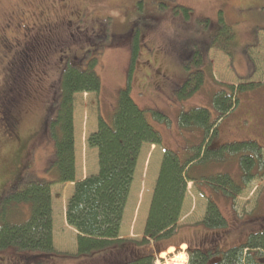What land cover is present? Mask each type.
<instances>
[{
	"label": "trees",
	"instance_id": "trees-1",
	"mask_svg": "<svg viewBox=\"0 0 264 264\" xmlns=\"http://www.w3.org/2000/svg\"><path fill=\"white\" fill-rule=\"evenodd\" d=\"M58 1L54 0L53 4L47 7L64 11L68 9L72 20L38 19L29 12L28 16L20 18L24 19V24L15 16L8 18L13 19L12 27L15 29L11 36L5 34L9 20L0 27V135L6 132V138L0 139V147H4L0 154V169L8 172L7 177L5 174L6 178L0 175V264H154L159 250L169 244L178 245L187 241L185 235L188 232L196 233L199 230H194L193 226H189L192 231L185 226H177L187 181L192 180L188 170L186 171L189 163L197 158L206 163L210 157L221 158L224 152L236 154L242 170L240 179L244 185L236 184L228 174L218 173L205 178L214 184L213 188H222L221 194L229 196L231 201L245 184L264 176V158L261 153L263 146L255 140L231 142L220 145L217 151L209 147L199 150L186 161H182L175 151L165 149L143 237H120L123 211L141 146L143 143L161 145L163 136L155 125V120L150 121L144 109L132 98L129 85L134 81L135 72L131 82L129 78L125 87L118 90L116 97L109 98L101 92L100 77L95 71L97 56H93L92 52L98 53L101 47L123 41L135 42L134 47L139 50L140 43L146 39L148 32L158 26L165 17L163 8L166 9V4L156 2L141 7L142 12L138 10L139 13L136 12L135 17L130 20V26L120 33H108L109 19H101L95 24L97 31L92 34L99 35L95 38L87 36L82 41L89 45L84 53L62 52L58 59H63L59 78L49 82L53 86L51 93H43L48 105L45 106V111H41L39 118L36 112L34 118L37 120L26 135L22 133L21 126L24 116L29 112L30 102L25 100L23 95L40 90L39 87L43 85V78L33 73L39 69V64L41 67L50 64V56L46 58L48 52H44L47 48L43 47L45 42L54 41L51 35L49 36L50 30L60 29L55 35L63 33L66 29L73 31L71 25L83 20L85 16L82 9L78 12V8H68L71 5L70 0L60 3ZM13 5L16 9H12L22 11V7ZM176 7L182 8L184 19L173 21L180 34L190 35L180 44L178 39H174L168 47L166 46L168 49L173 45L178 64L190 61L187 55L189 42L198 41L209 49L212 46L220 48L228 38L231 40L232 30L226 32L224 26L228 25L222 18L218 23L204 19L205 28L199 30V27L191 22V10L184 6L176 5L174 8ZM136 21H143L141 31L137 30V38L130 41L128 35L134 31ZM196 31L200 37L196 35ZM228 53L231 55L229 50ZM191 54L193 63L185 68L193 71L195 66H199L203 56L197 51ZM175 62V59L169 58L165 72L172 70L171 64ZM202 71L196 69L184 75L186 78L183 85L174 88L172 93L176 92L179 100L191 97L204 83ZM179 73H175V76L176 80L181 82L182 76ZM246 86L226 85L214 94L212 109L218 118L226 115L236 105L240 100L239 92L253 88L255 84ZM78 92H95L98 95L101 112L97 130L89 135L87 144L90 148L95 147L98 150L99 169L96 173L75 182L73 194L68 201L66 220L77 231V251L71 254L59 252L53 246L51 189L54 185L75 181L73 112L74 95ZM24 102H28L26 108ZM154 114L160 122L163 120L161 111ZM214 125L211 112L207 108H191L183 111L179 117L180 128L190 129L197 126L205 130L207 135L214 133ZM40 137L51 150L50 154H47L50 159H46L49 162L43 165L42 173L38 172L41 162L36 161L39 164L33 169V156L26 153L28 145ZM25 154L28 155L27 160L24 158ZM6 159H10L14 169H7L4 164H8L4 162ZM5 184L10 186L8 190ZM216 200L218 199L215 197L209 199L205 216L200 223L205 227L201 228L214 229L212 232L222 231L220 234L223 235L229 232V227H226L227 220L220 211L219 207L222 206ZM229 207H233L232 201ZM263 215L264 194L260 196L252 211L241 219L247 225L255 226L254 229H249L242 242L224 250H220L216 242L214 246L208 245L209 239L203 247L190 243L187 250L188 264H264ZM202 243H205L204 238Z\"/></svg>",
	"mask_w": 264,
	"mask_h": 264
},
{
	"label": "rangeland",
	"instance_id": "rangeland-1",
	"mask_svg": "<svg viewBox=\"0 0 264 264\" xmlns=\"http://www.w3.org/2000/svg\"><path fill=\"white\" fill-rule=\"evenodd\" d=\"M53 1L54 0H0V27L9 20L8 18L13 16L24 24V19L20 20V18L28 16L29 12H32V16L38 19H73L70 17V11L68 9L64 11L59 8L56 9L55 7H47L53 4ZM156 2H165L166 9L163 8L165 17L160 21L158 26L152 28L149 31L150 33L148 32L146 39L140 43L141 48L139 50L134 47L136 46L135 42L130 43L128 41H123L114 45H108L107 47H101L99 48L98 53L97 51L92 52L93 56H97L95 71L100 77L101 92L103 91L104 95H107L109 98L111 96H113V98L116 97L118 90L125 87L129 78L131 82L135 72L134 81L129 85L134 102L141 109H144L150 121L153 119L155 120L156 126L161 129L166 128L167 130L170 129L171 131H174L176 127H179V117L183 111H188L191 108L200 106L207 108L210 107L212 93L214 92V87L212 85H208V87L205 88L206 84H203L201 91L199 88L197 92L186 100H179L177 93H172L174 88H180L183 85L182 81L186 75L201 68L204 64L210 68L212 74L215 75L216 73L217 78L222 81L229 82V79L231 78V76L229 78L225 75L226 73H224V70L231 71L237 82L244 86H248L250 82L261 80L258 75L261 70L264 69V51L260 54L261 45L264 44V0H70L71 5H69L68 8H78V12L82 9L85 12L84 19H81V21H78L75 25H71L74 28L73 31H68V29H66L63 33L55 35L60 29L57 28L50 30L51 32L49 33V36L51 35L54 41L50 43L45 42L43 45V47L47 48L44 49V52H48L46 58L50 56V64L41 67V64L38 63L40 67L36 70V73H33L35 76L43 78L41 82L43 85L39 87L40 90L23 95V98L30 102V108L28 114L24 116L22 121V133L27 135L29 131L28 129H30L37 120V118H34L36 112H38L39 118L42 115L41 111H45V106L48 105L43 93H51L53 86H51L49 82L59 78L63 59L60 61L58 59H60V54H62V52L68 51L70 53L74 52V54L79 52L84 53L89 45L84 44L82 41L87 36L91 35L92 38H95L99 35V33L96 35L92 34L97 31L95 24L101 19H109L107 23L108 33H120L122 30L127 29L130 26V20L135 17L136 12L137 14L139 13L138 10L142 12L140 9L141 7L144 8V6ZM13 4L22 7V11L19 9H12L15 8ZM176 5L184 6L191 10V22L199 27V30L200 28L202 30L205 28L204 19H208L211 23H218L221 18L224 19V23L228 25L227 27L224 26L226 32H229V29L232 30L231 40L228 38L224 43L225 46L229 48L231 56L229 57L225 55L224 51L216 46H213V48L208 49L206 52L200 50L201 48L199 47V51L202 53L201 56H203V60L199 62V68L195 66L194 70L190 71L185 68L183 62L178 64L173 45L168 49L166 46L168 47V44H171V41L174 39H178L180 44V42L182 43V41L190 35L180 34L173 21L175 19H184L182 8H174ZM86 8L88 9L86 10ZM12 21L13 19L9 20V25L5 28V34H7V36H11L15 32V29L12 27ZM142 22L143 21L133 22L134 31L128 35L130 41H135L137 38V30L141 31ZM62 29H64V27H62ZM198 33L199 32L196 31V35L200 37ZM200 33L202 34L201 31ZM196 42L197 41L189 42L188 44L193 43L194 45L192 49L196 50ZM175 44L179 46L178 42ZM137 45L139 47V43H137ZM236 56L238 57L234 59ZM225 57L229 62L225 60ZM169 58L172 60L175 59L176 62L171 64L173 71L168 69V71L165 72V69L169 64ZM231 60L234 61L239 68H242L243 60L245 65L244 68H246V65H249L248 68L251 69L253 66H256V68L252 72H249V69L246 72H242L235 67L234 62H230ZM230 65H233L234 67L232 70H230ZM217 66L219 67L217 68ZM27 70L28 69L26 68V71ZM239 72L245 76L250 74L249 76L256 80H240L243 75ZM27 73L30 74L29 72ZM175 73H179L182 76L181 82L176 80ZM0 74H2L1 70ZM223 74L225 76H223ZM237 84L238 83L234 85ZM253 88L259 89L258 94H264V84H255V87ZM34 99L37 101H34ZM28 102H24L25 108L28 105ZM240 102L241 103L236 112L234 109L232 111L230 110V119L234 120L239 117L244 121H248V118L243 117L247 114H252V110L254 111L252 100L249 98V95L246 96L243 94V97L240 98ZM238 103L239 101L237 102V105ZM212 107L213 106L211 105V108ZM157 111H161L164 115L161 122L159 118L156 119V115L154 114V112ZM100 112L101 108L97 93L78 92L74 95L73 122L75 136L74 149L76 153L75 181L58 185L57 187L53 186L51 189L53 246L59 252H70L71 254H75L77 251V231L67 223L66 209L68 201L73 194L75 182L96 173L99 169L98 164L96 168L95 157L97 150L95 148L92 150L89 149L87 139L91 133L97 130ZM230 119L228 117L227 120H224L225 126H230V124L234 123V121L229 123ZM21 120L22 119H20V122ZM6 124L7 122H5L4 125ZM225 131H227L226 135H230L231 132L229 128H226ZM5 134L6 132H3L2 135H0V139H5ZM223 134L224 130L220 135L222 136ZM244 135L245 137L264 135V128L261 130L258 129L257 125L252 124L251 121V124H249L245 130L234 131L224 142H241L238 140L245 138L237 139V137H242ZM166 138H168V136H166ZM144 146L145 149L141 150V155L138 156L139 166L137 176L132 180L133 184L131 187L133 189L129 196V202H126L128 205L125 207V216L123 215V221L119 231V235L123 238L140 239L144 235L146 223L144 208L148 197V189L146 190L148 185L145 190L144 187L146 182H148L152 176L154 169L153 163L149 166V170L147 169L145 159L150 145L146 143ZM3 149L4 147H0V154ZM49 151L51 150L47 148V143L42 140L41 137L34 140L30 146L28 145L26 153L33 156L32 159L30 157V159L33 160V169H36V165L39 164L36 163L37 161L41 162L38 166L40 168L38 172L42 171L43 165L49 162L46 160L50 159L47 158V154H50ZM27 154L24 156L25 160L28 158ZM4 162H7L10 165L4 163L7 169H14V165H12L10 159H6ZM141 166L143 167V171L140 174ZM29 172L31 173L33 171ZM5 174L7 177L8 172L6 173L3 169H0V175H4L5 177ZM138 178H142V182L140 180V183L137 185L136 180ZM236 184L239 185L238 182H236ZM246 185V189L243 190L238 197L235 196L237 197L236 199L231 200L234 204L232 208L229 206L219 207L222 215L227 220L226 227H229L228 229L230 231L229 233H224L223 237L220 233L212 232L215 231L214 229L201 228L204 227L200 222L205 216L206 208H204V205L206 204V201L203 200L204 198L202 199L201 194L197 192L196 188H193V193H195L196 196L195 208H193L192 211H188L185 219L182 220V226H185L188 229L189 226H193L194 230L199 229L198 232L192 233V245H198L200 247L205 246L207 242L200 243V240L196 238L203 234L200 232L207 231L212 232L210 235H213L208 238L209 241L214 240L219 246V249L224 250L242 242L247 236L249 229L255 228V226H249L244 223V220L240 223L236 222V219L232 220V216H234V218L236 216L238 218L244 216L245 218L246 214L252 211L256 205L258 194H264V176L254 178V180ZM5 186L7 190L10 188L7 184H5ZM1 190L2 189L0 188V191ZM132 193H134V197ZM216 201L219 203L218 200ZM262 224L264 225V222ZM198 242L200 244H198ZM210 245L213 246V244ZM179 246L175 249L169 247L165 251L160 252V255L164 256L170 250H174V254L167 256V259L160 260V263L185 264L188 254L186 249L181 247L185 245L180 244ZM159 259H161L160 256ZM0 260H2V257H0Z\"/></svg>",
	"mask_w": 264,
	"mask_h": 264
},
{
	"label": "crops",
	"instance_id": "crops-1",
	"mask_svg": "<svg viewBox=\"0 0 264 264\" xmlns=\"http://www.w3.org/2000/svg\"><path fill=\"white\" fill-rule=\"evenodd\" d=\"M196 47H198V51L199 49L202 50L203 52H206L207 46H203L202 44H199V42H196ZM200 47V48H199ZM250 47V46H249ZM210 48H213L210 47ZM209 48V49H210ZM219 49L224 51V54L227 56H231L228 53L229 48L226 47L225 45H222V47H220ZM261 52L264 51V44L261 45L260 48ZM200 52V51H199ZM222 52V51H221ZM230 52V51H229ZM224 55V56H225ZM238 56H236L234 59H236ZM225 60L228 61V59L225 57ZM225 62V61H224ZM229 62V61H228ZM230 62H234V61H230ZM234 65L237 69H239L242 72H246L249 69V72H252L256 66H253V68H248L249 65H244V60L242 62V68H239L235 62ZM219 66H217L218 68ZM234 67L233 65H230V70H232ZM200 70H203V77H204V85H212L214 87V92L212 93V99L210 101V107H209V111L211 112V120L215 123L214 127H213V131L214 133L210 135H207V133H205L206 131L194 126L190 129L187 128H180L176 127L174 131H171L170 129L167 130L166 128L161 129L160 127H158L162 134H163V138H162V143L161 145H156V144H151V143H147L150 145V147L148 148V152L146 154V163H147V169L149 170V166L151 165V163L154 164V169L152 172V176L150 177V179L148 180V182H146V185L144 187H147L146 190L148 189V197H147V201L145 204V216L147 217L146 213L148 214V210H149V206H150V201H151V197H152V193L155 187V183L157 180V176L159 173V169H160V165L162 162V158L165 152V149H170L175 151L178 156L180 157V159L182 161H186L189 157L193 156L194 154H196L199 150H204V148H211L215 151H217L219 149L220 145H225L228 144L226 142H224L228 137H230L232 135V133L234 131H240V130H245L246 127H248L249 124L257 125L258 129H263L264 128V94H258V90L259 89H248L246 91L243 92H239V97L242 98L243 94L244 95H249V98L252 100V104L254 106V111L252 110L251 113L252 114H247L246 116H244L243 118H248V121H244L242 120V118H235L230 119L229 113L230 111L226 114L223 115L222 117L218 118L217 113L211 108V105H213V97L214 94L216 92L219 91L220 88H224V86L228 85H233V86H244L243 84H239V82H237L236 78L234 77V74L231 71H225L224 73H226L225 75L227 77L231 78L229 79V82L227 81H222L219 78H217L216 73L215 75L212 74V71L210 70L209 67L205 66V64L199 68ZM223 73V72H222ZM240 73V72H239ZM242 74V73H240ZM223 74V76H225ZM243 75V74H242ZM250 75V74H249ZM245 76L243 75V77H239L240 80H249V79H254L255 78H251V76ZM259 79H261L260 81H254V82H250L249 84H259V85H263L264 84V69L261 70L260 74L258 75ZM227 82V83H225ZM238 83L237 85H234ZM205 85V86H206ZM203 88V86L200 88ZM240 100L239 103L237 105H234V107L231 109V111L234 109L235 112L240 104ZM202 107V106H200ZM229 117V123H232L234 121V123L230 124V126H225L224 125V120H227ZM250 119V122H249ZM226 128H229L230 130V135H226L227 131ZM224 130V134L221 136L220 133ZM166 136H168V138H166ZM245 138L242 140H238V141H244V140H255L259 145L263 146L262 148V156L264 158V135H257V136H251V137H237V139H241V138ZM86 143V142H85ZM146 143H143L141 150L145 149V145ZM89 149H93L90 148ZM96 149V148H95ZM97 150V149H96ZM141 150L139 153V156L141 155ZM76 154V153H75ZM86 156V155H85ZM96 168H97V164H98V159H97V154H96ZM138 166H139V162L137 160L136 163V167H135V171H134V177L136 178L137 176V172H138ZM145 170V168H144ZM188 170V175L191 177L192 180L187 181V189H186V193L182 202V208H181V213H180V219H179V224H182V220L185 219L186 214L188 211H192L193 208H195L196 205V196L195 193H193V188H196L197 192L199 194H201V197L203 200L206 201V204L204 205V207L207 206L208 201L210 198L215 197L218 199L219 201V205L222 207H228L230 206V199L229 196H224L221 194V190L222 188H220L219 186H216L217 188H213V183L207 181L205 178H208L212 175L215 174H228L229 176H231L232 179H234L235 182L240 183V185H244V183L241 181V166L239 163V159L238 156L236 154H226V152L223 153V156H221V158H214V157H210L208 159V161L206 163H203L200 161V158H197L195 161L190 162L189 165L186 167V171ZM143 171V167L141 166L140 168V174ZM196 178V179H193ZM140 180L142 182V178H138L136 180V184L138 185L140 183ZM145 183V181H144ZM133 184V181H132ZM131 184V185H132ZM248 184V183H247ZM63 185V184H62ZM246 184L245 186H243V189L241 191H239V194H241L243 192V190L246 189ZM57 187V186H56ZM133 188L130 187V192H129V196L131 193V190ZM218 191V194H216V192ZM133 197H134V193ZM238 194V195H239ZM238 195H236L238 197ZM262 194H258L257 199L260 198ZM129 196H128V202H129ZM52 197V195H51ZM237 197H235L234 199H236ZM232 199V200H234ZM233 204V201H232ZM128 203L126 204L125 207H127ZM234 206V204H233ZM126 208L124 209V213L125 214ZM125 216V215H124ZM145 217V218H146ZM123 221V218H122ZM185 246H181L182 248H186V244H182ZM169 247H174V245L168 246L166 247V249H168ZM165 251V250H163ZM174 250H170L169 252H167L164 256L161 257H167L170 254H174L173 252Z\"/></svg>",
	"mask_w": 264,
	"mask_h": 264
},
{
	"label": "flooded vegetation",
	"instance_id": "flooded-vegetation-1",
	"mask_svg": "<svg viewBox=\"0 0 264 264\" xmlns=\"http://www.w3.org/2000/svg\"><path fill=\"white\" fill-rule=\"evenodd\" d=\"M56 1V0H55ZM63 0H59L58 2L60 3V2H62ZM64 2V1H63ZM264 216V215H263ZM193 233V232H192ZM192 233L190 232V234H189V232L185 235V237L187 238V240L190 242V243H192V239H191V236H192ZM200 233H203L202 235H200V237H197L196 239H198L199 240V238H200V242L202 243L203 242V238H204V240H205V242H207V240H208V238H210L211 236H213V235H210V234H212V233H208L207 231H203V232H200ZM217 233H222V231H219V232H217ZM216 234V233H215ZM222 237H223V235H222ZM210 243H208V245H210V244H213V246H214V240H211V241H209ZM200 244V243H199Z\"/></svg>",
	"mask_w": 264,
	"mask_h": 264
}]
</instances>
